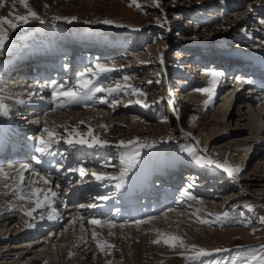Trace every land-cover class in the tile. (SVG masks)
I'll return each instance as SVG.
<instances>
[{
	"label": "rangeland",
	"instance_id": "1",
	"mask_svg": "<svg viewBox=\"0 0 264 264\" xmlns=\"http://www.w3.org/2000/svg\"><path fill=\"white\" fill-rule=\"evenodd\" d=\"M63 3V6L40 14L47 22L46 24L41 25L39 21L31 20L27 25H22L17 28L18 30L15 29L16 31L10 33L4 54L0 55V62L15 51L20 53L13 41L22 34H36L37 37L33 43L30 42V37H23L25 45L28 46L58 43L59 38L62 44H69L70 41L76 40L89 41L95 43L94 46L98 44L104 48L109 46L108 50L112 51H115L119 45L126 46V49L118 50L117 56L113 57L112 54L107 56L111 60L107 66L124 67L122 72H115V74L112 72L109 82L117 83L124 89L122 83L124 77L128 76L132 87L145 95L133 94L130 87H126L121 93L102 96L103 99L108 97L109 102L101 104V108L86 107L89 109L87 114H99L97 119L118 120L122 123L125 126L123 129H128L129 134L124 135V138H118L119 141L127 142L139 138L141 142L156 143L154 148L141 150L140 164L135 168H141L142 175L155 167L165 170L167 165L170 169L172 165H175L179 170L178 176L190 170L195 174L196 180H192L193 182L206 183L202 193L193 189H189L187 193L192 197L196 194L200 202L207 204L210 207V211L207 209L208 213L198 212L197 209L196 216L189 206L198 207L197 203L192 204L194 200L185 199V205L183 201L176 200L173 210L168 209L171 211H165L154 218H159L160 223L158 221L156 223H159L158 227L162 228L165 222L161 219V215L179 214L183 211L184 216L180 219L190 229L210 234V240L202 237L203 246H197L212 252L213 255L196 260L187 259L194 254L182 249H170L163 242L158 245L151 243L153 239L158 238L156 237L158 234L156 238H152L157 228L150 230L147 226L149 230L142 234L143 231L138 230L141 224L137 225L135 222L123 223L125 228H120L121 224H115L119 230L125 229L121 230L126 232L124 236L127 233L129 236L131 234L129 239H121L116 247L122 246L127 249L128 242L132 244L143 238L149 245L157 247L162 252L158 257L159 262L149 260L151 264H168L170 260L180 261L181 264H243L244 259L253 254L264 255L260 252L261 246L264 245V223H261V218H264V116H262L264 115V95H254L257 100L249 104L246 99L249 100L253 95H249L251 93L249 87L237 83L238 80L243 81L241 77L236 76L232 80L233 75H230L226 83L222 81V76H219L217 83L213 86L210 75L212 72L223 75L226 71L223 68L226 59L233 61L232 58H244L243 62H246L245 59L249 60L250 53H253L252 55L264 61V28L258 26L259 21L264 20V0H87L85 2L74 0V3L65 0ZM157 3L159 7L155 6ZM53 16H75L77 19L72 23L64 21L54 23ZM102 19H110L115 24L125 26L84 23V21ZM225 55L233 57L227 58ZM113 62L118 65L112 66ZM233 67L234 63L230 68ZM101 79L106 80V78ZM224 79L226 80L225 77ZM182 80L183 85L177 83ZM101 85L109 86L106 81ZM203 88H212L211 95L200 91ZM10 93L11 91L7 93L9 96H6V99L13 102V96L11 97ZM0 97L3 100L5 98L1 92ZM137 100L141 103H136ZM4 103L9 105L7 100ZM125 105L129 107L130 112L127 110L119 113L120 107L124 106L123 108L126 109ZM78 111L84 112V110ZM67 114L69 112L61 113L49 118L48 121L57 122L65 118ZM2 118L0 115V119ZM129 119L133 122L127 126L125 121ZM217 123L219 125L214 126ZM46 126L53 131L57 129L58 131L55 130V132L57 131L59 136L67 138L66 134L60 133L62 130L57 128L59 125L55 126L47 122ZM181 130L190 135L185 137ZM94 131L99 132V129L96 128ZM170 136L172 139L169 141ZM83 137L91 139L88 135ZM255 139H258L256 146L253 143ZM106 141L110 140L106 139ZM197 141L199 145L196 144ZM185 146H195L198 151L203 149L208 158L218 163L227 161L230 167L241 171L235 177H229L227 173L214 165H197L182 151ZM126 151L119 148L114 152L110 151V159L106 158L104 163L105 165L107 162V167L102 168L103 164L99 162L97 166L101 168L90 165L87 170L94 168L91 171L100 172L103 169L105 173L118 175L122 167L121 159ZM192 166L195 168L192 169ZM132 174L134 179L141 176L136 170ZM39 182L40 186L45 185L43 181ZM11 195L4 197L0 210H3L6 204L20 203L16 196ZM89 203L94 202L86 198L80 205ZM178 203L183 207H179ZM74 206L69 203L64 205V209L69 207L68 210H73L72 216L75 213L82 215L88 213L84 210L80 212L79 205ZM54 208L59 210L61 207ZM166 208L168 207L165 206ZM225 212L228 213L227 218L215 220L217 216L223 217ZM20 215V212L16 213L14 222H8L6 227L0 228V237L7 232L6 239L0 241V264H29L31 261V264H43L42 260L34 262L33 257L41 253L39 250L48 247L45 246L47 242L51 241V244H54L61 240L59 236H62L66 226L62 224L61 228L59 226L51 231L41 228L34 235L22 233L24 226H22V215L21 217ZM197 217L200 220L207 219L212 222L207 225L201 224ZM101 221L102 224H106L103 220ZM31 222H34V219ZM85 226L91 230L94 228V225L89 223ZM130 227L134 230L132 231ZM165 228L167 227H164L161 233L171 234ZM109 231L107 229L106 232L109 233ZM54 232L55 237H53ZM97 233L100 241H102L101 238L111 237L107 233L103 235L104 237L100 235L101 232ZM214 233L220 234L221 238L216 240L211 236ZM20 235L21 237H18ZM106 235L108 236L105 237ZM117 238L119 237H115ZM91 239L92 236L89 240ZM29 243L35 244L29 245ZM191 244L193 243H189ZM217 248L227 249V251L217 253L214 251ZM105 252L106 250L104 256L100 257L106 261L110 260L114 264H133L128 258L122 259L123 252L120 253L115 249L111 254ZM131 254L132 252H128L129 256ZM148 262L145 261V264Z\"/></svg>",
	"mask_w": 264,
	"mask_h": 264
},
{
	"label": "bare ground",
	"instance_id": "2",
	"mask_svg": "<svg viewBox=\"0 0 264 264\" xmlns=\"http://www.w3.org/2000/svg\"><path fill=\"white\" fill-rule=\"evenodd\" d=\"M63 1H65V0H30L32 7L39 14H45V12L48 11V10H50V9H53L55 7H58V6L59 7L60 6H63L64 5ZM85 1H87V0H81V2H85ZM246 1H248V0H246ZM69 2L70 3H74V0H69ZM7 3L10 4L11 3V0H7ZM112 4H114V3H112ZM45 5H48V7L46 8ZM246 7L248 8L249 6H246ZM8 11H11V8L10 7L2 10V12H3L4 15H7ZM260 22H263L264 23V20L263 21H260ZM5 28L7 29V26L6 25H5ZM259 28H262V27L259 26ZM12 32H13V30L7 29L8 36ZM64 45H66V44H64ZM72 47H75V45H71V48ZM76 47L77 48L75 49L73 56L77 55L79 53V50L81 49V47L80 48H78V46H76ZM87 54L90 55V53H87ZM71 55H72V49L70 51V56ZM116 56H117V54H116ZM250 56H251V58L249 60L252 63H254V59L256 61H258L256 59V57H253L252 55H250ZM19 59H21V58H19ZM243 59L244 58H232V60L234 62H240V63H242V64H239L240 66L243 65V64L246 65L247 63H250L248 61L243 62ZM17 60L18 59H15V60L13 59V62H16ZM8 62L9 61H7V62L5 61L3 63V65L0 67V80H1L0 81V92L4 95L5 98H6V96H9L7 94V93H9V91H12L11 93H13L14 95H15V93H17L16 94L17 96H18V93H20V94L26 93L27 95H34L35 96V94L38 93V90L33 89V88L20 87V86H22V82H20L19 80H16L13 83L14 86H15V88H13V89L5 86V83L7 82L6 81L7 77H6V74L5 73L8 70V68L10 67V64H8ZM109 62H111V60L99 61V63L101 65L105 66V67L113 68L111 66H107V63H109ZM229 62H231V61H229ZM256 63L257 62H255V64ZM95 64L96 63L94 62L93 66ZM115 65H118V64L115 63V62H113L112 63V66H115ZM68 66L71 69H73L75 72H78V75H79V73L81 71L79 69L81 67L79 64H77V63H70ZM90 66H92V63H90L89 67ZM258 67L259 66H254V67L248 69V71L249 70H252V71L257 70L256 75L263 74L264 71L261 70V69L258 70ZM117 68H122V67L113 68V69H115V71L113 70V71H111L109 73L101 74L98 77H96L94 80L96 82H100L101 81L100 83H102L103 81H106V83L108 82V84H109L108 88L109 87L115 88L116 85H117V83L116 84H113L112 82H109V80H110L109 78L113 74L112 72H114V74H115V72L118 73L119 71L120 72L124 71L123 70L124 67L122 69H117ZM93 70L95 71V69H93ZM78 75H76V77L71 81V84L72 83H76V79H77V76ZM229 75L230 74H228V76L221 75L222 76L221 78L223 79L222 81H225L227 83V79H228ZM248 75L253 76V74H248ZM224 77L226 78V80L224 79ZM101 78H106V80L105 79H101ZM234 78H235V75L232 78V80ZM242 78H246V77H242ZM177 83H180L181 85L184 84L183 80L182 81H178ZM122 85L124 87L123 90H125L126 87H130L131 92H132L133 87H132V84H131V80L130 79L127 80V81L124 80L123 83H122ZM224 87H227V86H224ZM5 92H7V93H5ZM121 92L122 91L114 92L112 95L117 94V93H121ZM105 94H107V93H105ZM120 95H122V94H120ZM255 96L253 95L252 97L249 98V100L246 99V102L249 103V104H250V102H252V103L255 102L257 100L256 99L257 97H255ZM11 97H8V98L11 99ZM17 100H18V98H16L15 102H8L9 104H11V106H9V108L11 109L10 112H13V111L20 112L19 114H16V115H14L13 113H11V115L14 117L13 119H11V122L15 125V121L18 120V125H22V124H24L27 121V119H26L27 112L25 114H21L22 113L21 110H20V106L21 105H20V103H17ZM240 100H241V98H240ZM89 103H88V105L86 107L95 106L96 108H101V106H102L101 104H103V103H100L101 106L98 105V107H97V103H94V102H89ZM86 107L85 108H82V109L85 110V109H87ZM123 107H120V109L118 110L119 113H124L127 110H128V112H130V109H128L129 108L128 106L125 107L126 109H124ZM51 109L52 108H49L47 110L42 111V114L39 117L42 118V117L46 116L48 114L47 112H49V110H51ZM64 112H68V111H61V113H64ZM49 114H51V113H49ZM63 116H65V115H63ZM99 116H100L99 114H93V115L87 114V111H84V112L69 111V114H67V116H65V118H63L62 120H59L57 122L49 121V124H53L55 126H58L59 125V127H57V128H59V129L62 130V131H60V133L66 134V135H67L68 132H71L72 129H75L76 132L80 133L81 137L84 138V139H86V140H90V139H87V138H85L83 136L88 135V129L91 128L93 130V136L98 137L100 140H105L106 141V139H107V140H110L111 141V142L108 141V146H105L103 148L99 147L98 150H105V151L108 150V151L114 152L115 150L118 149V147H116V145L119 142L118 138H124L123 137L124 135L125 136H126V134L128 135L129 134V132L127 131L128 129H123V128H125V126L122 123L118 122V120L115 121V120L97 119ZM262 116H264V115H262ZM1 117L7 118V116H2V115H1ZM81 122H83V123H81ZM125 122H126V125L128 126L129 124L131 125V122H133V120L129 119V120H126ZM102 124L103 125H106L107 128H101L100 125H102ZM218 125H219V123H217L214 126H218ZM96 128L99 129V132H95L94 131ZM55 130H57V129H55ZM57 131H56V133H57ZM117 132H119V133H117ZM28 134H30V133H28ZM58 136H59V134H58ZM64 139H61L60 143H58V144H64ZM253 143L256 146L257 143H258V139H255L253 141ZM77 146L80 149L85 148L86 149L85 151H87V150L92 151L91 149H94V148H89L87 146H80V145H77ZM92 152H94V153H92V155H97L98 154L97 153L98 151H92ZM26 156L27 157H31L32 155H29L27 153ZM99 162L100 161L94 162V166L98 165L97 163H99ZM23 164H27V163H23ZM28 164H32L34 166V164L31 162L30 159H29ZM4 169H6V168H4ZM6 170H8V169H6ZM39 170L42 171V172H44V173H46L45 170L43 168H41V167H39ZM155 170H157V169H155ZM11 172H12V174H14L15 169H12ZM24 176L26 177L25 178L26 181H33V180H37L38 179V177H35L30 172H25L24 173ZM144 176H142V175L140 176V177H142V184H143V186H147V183H148L149 178H146ZM187 177H188V174H187ZM49 178H50V181H51L52 177L49 176ZM188 178H190V177H188ZM191 178L192 179H195V177H194L193 174H192V177ZM55 181H56V184H59L60 187H61V184L59 183V180H56V179L53 181V183H51V185L40 186L39 185L40 182H39L37 184H33L32 187H38V188H42V189H45V190H47L49 187H51L52 190L55 191L58 194L57 197L54 198V202L52 204V207H57V206L61 207L59 210H56V212H57V214L59 216V219L61 220L60 222L58 221L59 219L58 220H56V219L48 220L47 219V215L49 214L48 213V209L37 210L36 212L33 213V216L31 218L28 217V216H25L24 213H23V211H20V209L21 208H31V207H34V205H32V204H30V203H28L26 201H22V200L19 199L20 200V203H16V204H6V206H4V209L3 210H0V228L6 227L8 225L7 224L8 222H10V223L14 222L15 218L17 217L16 216V213H18V212H20V214L22 215V217L20 215L21 222H23V224H24V225L22 224V226H24L22 233L23 232L24 233L27 232V233H31V234L34 235L35 233H37L38 229L41 230V228L42 229L45 228L44 230L47 229V230H50L51 231V230H54V229L56 230L57 228H59V226L61 228V225L63 224L66 227H65V229L62 232V236H59V237H61V240L55 242L54 244H51V241H50V243L47 242L45 246H48V247L47 248L45 247L46 249L43 248V250H39V251H41V253L35 254V257H33L35 259L34 262L36 260H42L43 261V264H114V263H111L110 260L109 261H106L103 257H100L102 255L104 256V252H101L100 249H98L96 247L95 240L94 241H93V239L89 240L90 237L92 236V232L93 231L101 232V234H100L101 236L105 235L107 233L106 232L107 229H109L108 226L106 224H102L101 223V225H99V226L94 225V228H96V229H94V228H93V230H91V228H88L87 229L86 228L87 226H85V224L88 223V220L86 218L87 213H84V215H82L80 213H75V214H73L74 216H72V213L71 212L73 210H68L69 207H68V209H64V205H65L64 202L67 199L66 190L60 189V187H58V188L55 187V185H56V184L54 185ZM92 181L93 182H96L95 180H92ZM208 182L209 181H207V183ZM6 183L10 185L12 183V181H10V180L6 181L4 179H0V205L2 204V201H3L4 197H7L8 195H11L12 194L11 196H16L18 198V194H13L8 188H5L4 185ZM175 184H176V182H175ZM197 184H199L200 186L197 185ZM53 185H54V188L55 189H53ZM171 185H174V183L172 182L170 184V186ZM187 185H188V190L189 189H193V190H196V191L202 193L203 190H205L206 183H192V181H189V183H187ZM103 186H105V185H103ZM136 186L137 185H134V187H132L131 191H129L127 194L130 195L131 192H133V194H134V191L136 190ZM112 191H113L112 188L104 187V192L105 193H111ZM5 193H8V194L5 195ZM159 193H161V191ZM159 193L157 194V198H156L157 200L159 199ZM196 196L197 195L195 194L194 199H192V201L194 200V202L192 204L197 203V206L199 208L196 207V206H194L195 207L194 208L193 206H189L187 204H186V206H189L190 207V210L193 211L192 213L193 214L195 213L196 216H197V214H198L197 211L198 212L206 213L210 209V207L207 204H205L203 202H200ZM116 199L119 200L118 195L116 196ZM185 199L188 200L187 198H185ZM185 199L182 202L183 205H185L184 203H186L185 202ZM57 203L58 204L60 203V205H57ZM177 205L179 207H181V208L183 207V205L180 204V203H178ZM191 207H193V208H191ZM195 210H197V211H195ZM79 211H80V209H79ZM69 213H71V214H69ZM40 214H42V216H40ZM171 214H176V213H171ZM171 214L164 215V216L161 215V219L164 220V222H165V224H164V226L162 228L158 227L160 222H159V218H156V219H151L150 222L147 221L146 223L141 224L139 226L138 230H142L143 231L142 234H144V231H148L149 229L150 230H155V228H157V231L153 234V237H152V238H154L158 233H161V231L163 230L164 227H167L165 229H168V231H170L171 234H175V235L181 236L185 240V242L187 244L193 243V244L199 245V246H203V243L201 242L202 237L206 238L207 240H210V238H211L210 237V234L208 235V233H204V232L200 233L198 230L190 229L189 226L184 221H182V219H180L181 217L184 216L183 211H180L179 214H176V215H171ZM43 215H45V217ZM6 217H8V218H6ZM73 217H75V218H73ZM80 217H83L84 219H80ZM33 219H34V222H31V220H33ZM197 219H198V221L200 220L199 217H197ZM157 221L159 223H156ZM65 222H66V224H65ZM25 224H27V225H25ZM28 224H31L32 227H28ZM147 226H148L149 229L146 228ZM130 229L132 231L134 230L131 227H130ZM44 230H43V232H44ZM109 230L112 233H114V235H109V233H107L111 237L110 238L108 237L109 239L108 238L107 239H102L101 238V240H102L101 242L107 241L108 243H111V244L115 245V247H116L117 243L120 244V242H121L120 240L121 239L122 240L123 239H126V238L129 239V237L131 236V234L129 236L128 233H127L126 236H124V234H126V232L125 231H121V230H125V229L119 230L118 229V226H115V227H113V228H111ZM117 230H119V231H117ZM5 234H2L1 235L0 241H4L6 239V235ZM53 234H52L53 237H55V235H56L55 232ZM59 235H60V233H59ZM108 235H106L105 237H107ZM211 236L212 237H215L216 240L218 238H221V235L218 234V233H214V235H211ZM18 237H21V235L18 236ZM115 237H119V238L115 239ZM156 237H158V235ZM144 238H146V236ZM135 239H137V238H135ZM146 241L147 240L141 238L140 241L134 242V243L132 242V244L128 242L129 247L127 249L125 247L119 246L118 248L117 247L116 248L114 247L112 249H106V252L105 253H110L111 254L112 251H114V249H115V251L117 250L120 253L123 252L124 254H123V258L122 259L128 258V259L131 260L130 262H132L133 264H145V261L148 262L149 260H151V262L152 261H154V262L155 261H158L159 262L160 259L158 257H159V255L162 252L157 247L152 246V245H149ZM204 241H205V239H204ZM30 244H33L34 245L35 243H29V245ZM18 247H20V246H18ZM143 250H145V251L143 252ZM128 252L129 253L132 252L131 256L128 255ZM151 262H148L147 264H151ZM31 263H32V261L29 264H31ZM168 264H181V263H180V261H176V260H173L172 261V260H170V262Z\"/></svg>",
	"mask_w": 264,
	"mask_h": 264
},
{
	"label": "snow or ice",
	"instance_id": "3",
	"mask_svg": "<svg viewBox=\"0 0 264 264\" xmlns=\"http://www.w3.org/2000/svg\"><path fill=\"white\" fill-rule=\"evenodd\" d=\"M132 6V5H130ZM139 7L138 5H136ZM156 7H159L160 5L157 3L155 5ZM10 7L11 11H8L7 15H4L2 10ZM47 8L48 5H45ZM77 18L75 16L73 17H62V16H53L52 21L58 22V21H64L66 23H72ZM31 20H37L41 25L46 24L47 22L40 16V14L32 7L30 0H11V3L8 4L7 0H0V55L4 54V50L6 47V43L9 40V36L7 33V29H11L15 31L18 27L22 25H27ZM84 23H100L105 25H115L116 27H124L125 25L122 24H115L114 21L110 19H102L99 21H84ZM5 25L7 26V29L5 28ZM161 63H163V59H161ZM68 66L66 65L65 68ZM95 69V71L93 70ZM113 68H108L103 65H101L99 62H97L94 66H90L85 68L83 71L79 73L76 79L75 85L68 84L66 85L63 82H57L55 80H52L50 82V86L52 88V99L54 104L57 107H65L67 105L71 104H80L85 98H90L89 94L91 93L94 95L95 93H107L108 95H112L114 92L122 91L121 85L117 84L115 88L109 87L107 89L103 88L102 86H97L94 82V79L98 77L101 74H106L111 71H113ZM212 85L214 86L217 83V78L221 76V73L212 72ZM130 78L128 76L124 77V80L127 81ZM238 84H246L249 83V81H237ZM200 91L208 93L211 95L213 89L212 88H203ZM133 94H138L140 96H144L145 93L142 91L133 88L132 89ZM171 96V93H169ZM106 101L101 99L100 103H105ZM171 102V101H170ZM17 103H23V101H17ZM136 103H141L140 100H137ZM115 107V105H113ZM11 109L9 106L3 102H0V115L2 116H8ZM46 123V122H45ZM83 123V122H81ZM101 128H107L106 125H100ZM182 135L185 137H188L190 134L184 133L183 130H181ZM88 137H90V140H86L81 137L80 133L76 132L75 129H72L71 132L67 133V138L64 139L63 137L58 136V134L50 130L47 126H45L42 130V134L35 139L34 144V151L36 155L33 157L34 162L36 165H41L43 163L42 158L46 156H54L56 153L53 151V146L55 144L60 143L61 139H64V143L68 144L69 146L75 147L77 145L80 146H87L89 148L93 147H105L108 146V141L100 140L98 137L93 136V130L91 128L88 129ZM171 136L169 137V141L171 140ZM162 143L164 141H161ZM197 145H199V141L196 142ZM116 147L120 149L127 150L126 153L122 156L121 159V169L118 175L109 174L105 172H96L93 171L91 173V176L94 178V180L101 186L105 185L106 183H112L115 181V188L121 189L124 187L126 183V178L128 174L138 165L140 164V156H141V150L145 148H154L156 147V143L153 142H141L139 138H136L134 140H129L127 142L125 141H119ZM182 151H184L191 159L195 162V164L200 166H215L218 169H222L229 177H235L239 174L241 171L238 168L230 167L227 161L224 163H218L215 160L208 158L205 154V150L200 149L199 151L195 146H185ZM107 163L102 167H107ZM62 166H58L56 168L57 171H61ZM15 169L14 174H12L11 170ZM78 171L80 177L83 179L86 175H88L87 169L83 166H80L78 168L73 169H65V171ZM30 172L35 177H38L39 180H33V181H26L24 173ZM48 174L44 173L40 170H38L36 167H34L32 164H20V165H9L8 170L4 168H0V179H4L6 181L10 180L12 183L5 184V188H8L13 194H18V199L22 201H26L34 207L31 208H21L20 211H23L25 216L32 217L33 213L37 210H43L48 209V220L59 219V216L56 212V209L52 207V204L54 202V198L57 197V193L52 190L51 187H49L47 190L38 188V187H32L33 184H37L39 181H43L45 185H51V181L47 178ZM55 187H60L59 184H56ZM27 193V195H26ZM8 193H5L7 195ZM183 195L191 200L194 199L191 195H189L187 192L183 193ZM111 199V196L109 195H101L94 197V200L97 201H108ZM182 202V201H181ZM79 207H88V208H99L103 207L102 203H89L87 205L81 204ZM119 211V209H117ZM211 215V214H210ZM228 213H223V217L217 216L215 217L216 221H220L222 218H227ZM43 218V217H42ZM80 219H84L83 217H80ZM153 218H149V222ZM212 221H209L207 219L200 220L201 224H210ZM88 223L92 225H101L102 221L98 218L91 217L88 218ZM104 223L107 224L108 228L111 229L115 227L116 225L113 224L111 221H105ZM137 225L144 224L146 221L144 220H137L135 222ZM261 223H264V218H261ZM28 227H32L31 224H28ZM120 228H123L124 225H119ZM109 235H114L111 231H109ZM98 233L96 231L92 232V239L96 240V247L100 249L101 252H104L106 249H112L115 247V245L108 243L107 241L101 242L97 239ZM165 244L170 249H182L185 251H190L194 255L191 257H187V259L190 260H196L198 258L207 257L213 255L212 252L202 248L198 247L195 244H187L185 240L175 234H165V233H158V238L153 239L151 243L153 244ZM215 252L219 253L221 251H227V249H221L217 248L214 250ZM260 252L264 253V245L261 246ZM110 254V253H109ZM183 254V253H181ZM71 255V254H70ZM243 264H264V255H255L245 258L243 261Z\"/></svg>",
	"mask_w": 264,
	"mask_h": 264
}]
</instances>
